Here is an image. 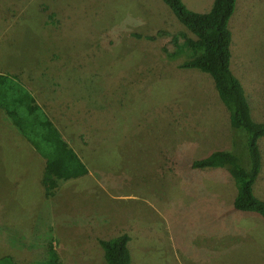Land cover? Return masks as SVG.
<instances>
[{"label":"rangeland","instance_id":"obj_1","mask_svg":"<svg viewBox=\"0 0 264 264\" xmlns=\"http://www.w3.org/2000/svg\"><path fill=\"white\" fill-rule=\"evenodd\" d=\"M237 27L231 72L264 121V9L248 6ZM179 31L195 38L162 0H0V69L47 79L52 119L70 118L61 126L87 167L46 196L24 145L0 156V264L44 259L49 242L60 264H103L98 239L120 232L131 264H264V219L232 206L225 168L190 165L234 143L243 165L247 153L210 75L180 66L194 55ZM258 144L264 198V136ZM198 214L211 230L199 232Z\"/></svg>","mask_w":264,"mask_h":264},{"label":"trees","instance_id":"obj_2","mask_svg":"<svg viewBox=\"0 0 264 264\" xmlns=\"http://www.w3.org/2000/svg\"><path fill=\"white\" fill-rule=\"evenodd\" d=\"M175 17L195 38L179 31L184 47L192 52L182 67L198 68L207 73L221 101L229 111V126L232 131L243 132L247 161L243 165L230 149H214L191 161L192 168L223 167L230 174L235 194L232 206L241 211L253 212L264 219V198L254 193V184L261 169V153L258 140L264 136V121L253 120L249 103L239 79L230 67L231 31L228 20L234 10L235 0H213L206 12L189 9L182 0H162ZM135 36H141L136 33ZM150 38V36H147ZM197 51H199L198 54ZM177 53H169L173 58ZM0 108L27 143L44 158L39 182L44 194L51 196L61 179L85 176L87 167L77 152L69 146L32 94L19 82L16 74L0 73ZM130 235L120 232L109 238H99L103 264H131ZM10 262V260H9ZM12 264V262H10ZM28 264H60L59 255L52 242L46 248V257Z\"/></svg>","mask_w":264,"mask_h":264},{"label":"crops","instance_id":"obj_3","mask_svg":"<svg viewBox=\"0 0 264 264\" xmlns=\"http://www.w3.org/2000/svg\"><path fill=\"white\" fill-rule=\"evenodd\" d=\"M182 1L184 2V4L189 9H191L193 11H197V12L208 11L212 5V2H213V0H182ZM248 6L251 7V10H256V12L262 11L264 9V0H235L234 10H233V12H232V14L228 20L229 29H230V26H232V27H235V30L237 31V29H238V27H237L238 18L240 16V14L244 11V9H246ZM236 10H237V12H236ZM257 16H258L259 20H261V18L259 17L258 14H257ZM231 37H232V32H231ZM0 73L16 74V73L12 72V70L10 72V71H7L5 69H3V70L0 69ZM25 75H26V77L23 80L16 74V76L19 79V82L22 85H24V87H26L28 89V91L32 94L35 101L42 107V109L49 116V118L51 119L53 124L56 126L58 131L61 133L64 140L69 144V146H71L76 151L75 148H77L79 146V143L75 139V133L72 132L71 129H68L65 126H61V125H64L65 123H69V122L71 123L72 121H70V118L67 121H64V119H63V121L61 123H58L57 121H55V119H52L53 114L51 115V112L48 110L49 106L46 104V101H48V99H49L48 97L51 98L52 95L50 93H48V91L45 89V86L48 84L47 79H45V77H43V75L40 73H38V74L30 73L29 74L27 72ZM60 99H62V97ZM62 104H64V103H62ZM72 105L75 107L74 103H71V104L69 103L68 106L70 107ZM1 138H3V141H2V144L0 145V156H10V155H14V154H20V152L17 151L20 149H18V148L14 149L15 148L14 145L20 146L22 144L25 146L26 150L28 151L27 153H25L23 155H28V153L31 154V158H33V160L36 159L38 162V165H39L38 168H35L33 160H32L31 166L29 167V169L30 170L31 169L32 170L38 169V172L41 173L43 166H44V158H42L27 143L25 138L20 134V132L14 127L11 120L6 116V113L4 112V110L2 108H0V139ZM39 177H40V174L38 175V178ZM82 178H84V176L69 178L66 180H79ZM61 180H63V179H61ZM198 220H199V225H198L199 232L201 230L204 231V228H209V230H211V224L204 223V222L201 223L202 219L200 218L199 214H198ZM214 230H215V227H214ZM200 236L204 239L205 243H207V241L210 242L212 245H213V243H215L213 238H211V240L209 241L208 240L209 238L205 239L206 236H203V235H200ZM250 247H251V250L254 249L253 245H250ZM211 248H212V246H210V249ZM219 255H220V252H219ZM205 259L206 260H201V261H199L200 259H198L197 263L198 264H215V263H212L211 260H208L206 258V256H205Z\"/></svg>","mask_w":264,"mask_h":264}]
</instances>
